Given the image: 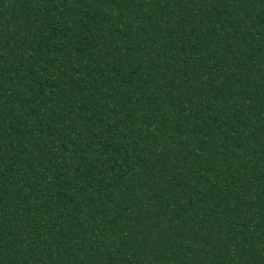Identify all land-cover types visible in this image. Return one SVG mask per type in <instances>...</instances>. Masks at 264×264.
Returning <instances> with one entry per match:
<instances>
[{
	"label": "trees",
	"instance_id": "trees-1",
	"mask_svg": "<svg viewBox=\"0 0 264 264\" xmlns=\"http://www.w3.org/2000/svg\"><path fill=\"white\" fill-rule=\"evenodd\" d=\"M0 264H264V0H0Z\"/></svg>",
	"mask_w": 264,
	"mask_h": 264
}]
</instances>
